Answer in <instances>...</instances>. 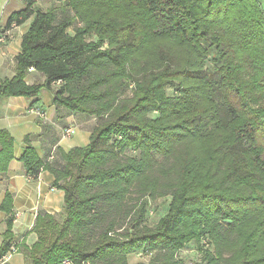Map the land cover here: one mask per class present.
<instances>
[{
  "label": "trees",
  "instance_id": "obj_1",
  "mask_svg": "<svg viewBox=\"0 0 264 264\" xmlns=\"http://www.w3.org/2000/svg\"><path fill=\"white\" fill-rule=\"evenodd\" d=\"M35 3L8 19L31 23L0 105L55 86L57 107L98 123L60 169L29 144L21 156L32 178L47 169L64 192L63 213L37 219L27 264H131L147 254L135 264H178L193 243L203 254L194 264H264V1ZM32 69L44 84L26 83ZM13 159L0 127V172ZM160 198H170L167 212L149 226V201ZM1 208L10 218L0 259L14 243L19 251L9 195Z\"/></svg>",
  "mask_w": 264,
  "mask_h": 264
},
{
  "label": "crops",
  "instance_id": "obj_2",
  "mask_svg": "<svg viewBox=\"0 0 264 264\" xmlns=\"http://www.w3.org/2000/svg\"><path fill=\"white\" fill-rule=\"evenodd\" d=\"M25 7V0H0V28H9L8 38L0 42V81L15 75V57L21 52L22 39L31 20L20 26L8 27L7 23L13 14ZM25 81L28 85H42L45 77L32 69ZM56 88H43L34 98L12 97L0 105V127L14 139V159L6 172H0V244L9 229L10 214L1 208L9 195L13 216L11 232L13 242L19 245V251L7 264H27L22 249L36 242L37 219L57 216L64 210V192L55 185L54 174L47 169H42L37 178L28 174L20 160L26 147L28 144L34 147L44 165L60 169L64 165L63 154L87 146L96 125L92 117L57 107L54 103ZM37 108L43 111V117L33 112ZM67 127H74V133L72 138L63 140L61 135Z\"/></svg>",
  "mask_w": 264,
  "mask_h": 264
},
{
  "label": "rangeland",
  "instance_id": "obj_3",
  "mask_svg": "<svg viewBox=\"0 0 264 264\" xmlns=\"http://www.w3.org/2000/svg\"><path fill=\"white\" fill-rule=\"evenodd\" d=\"M54 0H38L35 5L46 11L51 8L52 3ZM264 1V0H262ZM93 121L95 123H98V120H95L93 117ZM72 138V137H71ZM170 202V198H160L156 200H150L149 201V208H148V215H147V225L149 226H154L163 216H165L168 205ZM202 246L207 249L208 247L212 249L207 242L202 241ZM192 250H198V254L196 251ZM203 254L200 253L199 251V246L196 244H189L183 251H181L178 254V260L181 261L178 264H194L195 261H200L202 260ZM151 254H147V256L144 258L138 257L137 255H131L129 257V262L131 264H135L137 262H149L150 259H152ZM177 259V258H176Z\"/></svg>",
  "mask_w": 264,
  "mask_h": 264
},
{
  "label": "built area",
  "instance_id": "obj_4",
  "mask_svg": "<svg viewBox=\"0 0 264 264\" xmlns=\"http://www.w3.org/2000/svg\"><path fill=\"white\" fill-rule=\"evenodd\" d=\"M6 41V38L4 37V35H0V42L3 43ZM33 112L38 113V115L43 117V111H41L40 109H34ZM74 133V127H70L67 130H65L62 134V138L63 140H67L70 139L72 137ZM18 252V247L16 246V244H12L10 249L8 250V252L2 256V258L0 259V264H7L11 261L12 257ZM64 264H72L69 260L64 261Z\"/></svg>",
  "mask_w": 264,
  "mask_h": 264
}]
</instances>
